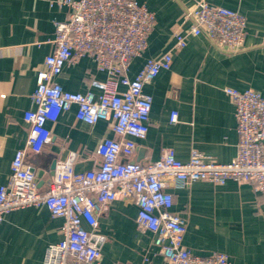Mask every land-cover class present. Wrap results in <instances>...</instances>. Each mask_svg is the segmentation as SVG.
I'll return each instance as SVG.
<instances>
[{
  "label": "crops",
  "instance_id": "crops-1",
  "mask_svg": "<svg viewBox=\"0 0 264 264\" xmlns=\"http://www.w3.org/2000/svg\"><path fill=\"white\" fill-rule=\"evenodd\" d=\"M137 1L155 13L156 24L145 51L132 59L131 79L147 59L173 47L174 31L190 0ZM211 2L247 17L243 47L233 52L204 34L188 38L186 47L174 54L171 68L144 86L152 96L149 130L145 139L137 141L131 160L159 159L169 147L182 161H188L194 149L218 163L235 158L239 141L235 106L224 88L264 93V0ZM69 14L68 6L47 0H0V186L8 182L16 151L26 146L29 127L24 112L36 89L37 72L52 50L48 41L54 36V23ZM39 41L41 46L35 44ZM93 76L105 79L84 56L66 65L58 81L66 90L85 92ZM173 110L178 112L176 123L170 122ZM76 111L73 106L48 123L52 142L41 152L27 151L26 162L37 171L41 191L47 189L53 162L74 153L75 172L98 167L97 145L116 136L109 121L90 125L78 120ZM170 190L173 211L186 220L184 244L194 254L219 251L229 256L231 264H264V194L250 183L232 180L224 185L195 181ZM137 214L135 203L117 198L99 216L95 232L103 237L101 264H161L154 236L138 229ZM63 222L45 205L11 211L0 227V264H43L47 246L62 239Z\"/></svg>",
  "mask_w": 264,
  "mask_h": 264
},
{
  "label": "built area",
  "instance_id": "built-area-1",
  "mask_svg": "<svg viewBox=\"0 0 264 264\" xmlns=\"http://www.w3.org/2000/svg\"><path fill=\"white\" fill-rule=\"evenodd\" d=\"M47 1L68 6L70 14L55 21L54 36L48 41L52 50L37 72L36 89L24 112L29 127L26 146L16 151L8 182L0 186V227L11 211L45 205L64 222L62 239L47 246L43 264H101L103 237L95 232L98 218L115 199L122 198L138 206L137 227L153 234L161 264H231L224 252L198 255L184 244L186 220L173 211L170 189L195 181L224 185L232 180L250 183L264 194V93L224 88L235 106L239 137L237 154L229 163L211 161L196 149L188 161H182L170 147L159 159L145 163L131 157L137 141L145 139L149 130L152 96L144 92L145 84L171 68L174 54L186 47L190 36L204 34L220 47L238 51L245 43L247 17L211 0H190L174 31L173 47L147 59L131 79L132 59L145 51L155 27L154 12L137 0ZM35 44L41 46L42 42ZM84 56L105 79L91 77L85 92L66 90L58 77L66 65ZM73 106L78 120L90 125L107 120L116 136L105 137L97 145L98 167L75 172L73 153L56 163L47 189L41 191L36 173L26 162L27 151L39 153L51 143L48 123ZM178 120V112L173 110L170 122Z\"/></svg>",
  "mask_w": 264,
  "mask_h": 264
},
{
  "label": "water",
  "instance_id": "water-1",
  "mask_svg": "<svg viewBox=\"0 0 264 264\" xmlns=\"http://www.w3.org/2000/svg\"><path fill=\"white\" fill-rule=\"evenodd\" d=\"M55 169H56V163L53 162L50 169H49V174L52 175L55 172ZM32 171L35 172L37 177H38V173L34 168H32Z\"/></svg>",
  "mask_w": 264,
  "mask_h": 264
}]
</instances>
